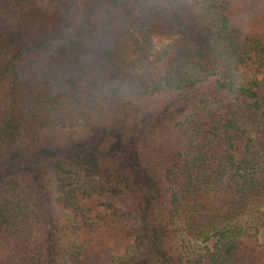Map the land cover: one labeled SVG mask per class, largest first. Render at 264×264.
<instances>
[{"label": "trees", "instance_id": "obj_1", "mask_svg": "<svg viewBox=\"0 0 264 264\" xmlns=\"http://www.w3.org/2000/svg\"><path fill=\"white\" fill-rule=\"evenodd\" d=\"M0 264H264V0H0Z\"/></svg>", "mask_w": 264, "mask_h": 264}, {"label": "rangeland", "instance_id": "obj_2", "mask_svg": "<svg viewBox=\"0 0 264 264\" xmlns=\"http://www.w3.org/2000/svg\"><path fill=\"white\" fill-rule=\"evenodd\" d=\"M151 39L153 41V44H155L156 48H160L164 44L168 43L171 40V37H169V36H167L165 34L155 33V34L151 35ZM93 251H94V253H96L98 255L107 254V252L102 251L101 250V246H98V245L94 246ZM110 254L112 255L113 253L110 252Z\"/></svg>", "mask_w": 264, "mask_h": 264}]
</instances>
